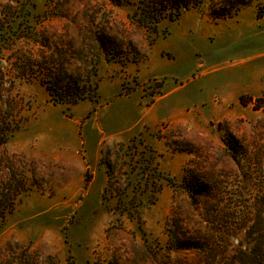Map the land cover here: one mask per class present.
Wrapping results in <instances>:
<instances>
[{"label": "rangeland", "instance_id": "1", "mask_svg": "<svg viewBox=\"0 0 264 264\" xmlns=\"http://www.w3.org/2000/svg\"><path fill=\"white\" fill-rule=\"evenodd\" d=\"M227 1L155 35L108 0H0V112L17 126L0 139V197L16 194L0 264H224L258 243L264 0ZM50 63L61 83L95 65V99L53 104Z\"/></svg>", "mask_w": 264, "mask_h": 264}, {"label": "trees", "instance_id": "2", "mask_svg": "<svg viewBox=\"0 0 264 264\" xmlns=\"http://www.w3.org/2000/svg\"><path fill=\"white\" fill-rule=\"evenodd\" d=\"M112 6H129L133 7L132 13L128 16L136 26L147 30L148 32L157 33V26L162 19H167L170 22L177 20L183 11L189 8H195L200 6L204 0H108ZM208 2V16L217 19L228 15L233 5H229L227 0H207ZM222 2V3H221ZM228 2V3H226ZM259 17V15H258ZM4 24L0 25V51L3 45L9 47L7 35L4 30ZM5 37V38H3ZM8 39V38H7ZM98 47L101 52H104L105 56L107 50L105 44L102 43L101 38L98 40ZM7 49V48H6ZM108 61V58H105ZM49 73L44 74V81L41 83L44 85L50 101L55 105H75L80 101L89 100L93 101L97 93V84L92 82V76H96L95 65L89 67L88 71H84L85 80L76 78V80L67 79L64 83L58 82L57 78L64 75L61 64L50 63ZM24 73L23 70H20ZM16 71L17 79L27 80L25 74ZM83 76V78H84ZM5 84V77L0 68V93L3 85ZM6 101V105H7ZM7 112H0V139H4L5 135L17 130V126L11 127L8 121H11L14 117L10 106H6ZM4 114V115H1ZM9 126V127H8ZM0 145H3L0 142ZM105 159V158H104ZM101 159L100 164L107 166V162ZM107 191V190H106ZM105 191V192H106ZM14 194L6 193L0 197V219L3 218L5 213L10 212L14 204ZM16 195V194H15ZM14 195V197H15ZM258 243L249 252H239V256L233 258V260H225L224 264H264V235L260 232ZM261 239L263 242H261ZM189 249V248H188ZM190 249H193V244L190 245ZM10 264V263H8Z\"/></svg>", "mask_w": 264, "mask_h": 264}]
</instances>
